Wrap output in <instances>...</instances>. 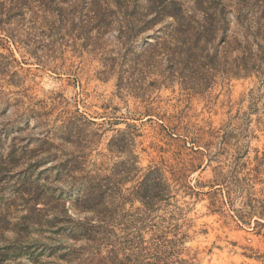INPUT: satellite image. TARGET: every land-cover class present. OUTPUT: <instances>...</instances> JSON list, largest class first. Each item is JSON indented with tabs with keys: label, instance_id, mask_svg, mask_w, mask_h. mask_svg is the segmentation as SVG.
<instances>
[{
	"label": "rangeland",
	"instance_id": "rangeland-1",
	"mask_svg": "<svg viewBox=\"0 0 264 264\" xmlns=\"http://www.w3.org/2000/svg\"><path fill=\"white\" fill-rule=\"evenodd\" d=\"M31 1L0 0V264H264V0L100 52L36 38Z\"/></svg>",
	"mask_w": 264,
	"mask_h": 264
},
{
	"label": "trees",
	"instance_id": "trees-1",
	"mask_svg": "<svg viewBox=\"0 0 264 264\" xmlns=\"http://www.w3.org/2000/svg\"><path fill=\"white\" fill-rule=\"evenodd\" d=\"M28 4L17 2L8 11L27 10L31 17L29 31L36 38L54 42L69 36L75 45L81 42L83 47L92 48L95 52H100L113 34L128 51L140 34L170 19L172 22L163 28L164 35L181 40L174 45L177 50L188 49L198 45L201 38L214 40L222 28V15H226L224 6L206 7L203 0H75L68 5L56 0H32ZM10 39L15 41L12 36ZM150 45L153 46V43ZM29 52L36 61L44 62L34 51ZM87 198L86 195L81 203L87 204ZM105 219L99 216V224ZM105 229L99 228L108 231V228ZM96 232L93 223L88 222L76 228L72 236L78 240L81 235V239L92 242Z\"/></svg>",
	"mask_w": 264,
	"mask_h": 264
}]
</instances>
